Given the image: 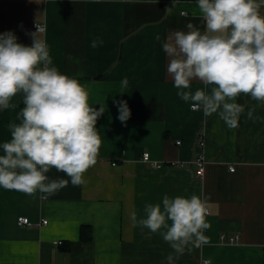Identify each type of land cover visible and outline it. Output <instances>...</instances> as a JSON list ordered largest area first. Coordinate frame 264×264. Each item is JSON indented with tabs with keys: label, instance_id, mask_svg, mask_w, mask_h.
Returning <instances> with one entry per match:
<instances>
[{
	"label": "crops",
	"instance_id": "obj_1",
	"mask_svg": "<svg viewBox=\"0 0 264 264\" xmlns=\"http://www.w3.org/2000/svg\"><path fill=\"white\" fill-rule=\"evenodd\" d=\"M36 22L46 27L40 35L53 66L80 81L90 106L104 108L96 123L102 143L80 186L69 183L48 199L0 188V264H167L169 244L133 226L130 215L144 218L145 205L164 195L192 194L206 199L210 228L206 242L174 264H264V121L247 119L254 106L264 118V106L241 94L244 113L231 129L217 114L192 110L167 73L168 37L188 23L204 30L197 0H0V33L31 46ZM97 37L104 43L93 49ZM202 88L191 84L193 92ZM121 100L131 112L124 123L114 103ZM11 103L17 107L0 110V144L10 139L7 125L20 122L22 95ZM47 175L67 179L55 169ZM21 216L31 223L20 226ZM83 225L91 228L87 241ZM222 235L241 238L230 243Z\"/></svg>",
	"mask_w": 264,
	"mask_h": 264
},
{
	"label": "clouds",
	"instance_id": "obj_2",
	"mask_svg": "<svg viewBox=\"0 0 264 264\" xmlns=\"http://www.w3.org/2000/svg\"><path fill=\"white\" fill-rule=\"evenodd\" d=\"M262 6L264 0H197L204 30L188 23L187 31H175L162 44L177 96L205 117L217 114L231 129L238 127L244 113V105L236 102L241 94L264 106ZM36 29L29 34L31 46L18 43L11 31L0 33V110L15 109L11 101L18 94L24 105L17 117L20 122L7 125L10 139L0 144V188L48 199L69 183H85L84 174L97 163L102 141L96 123L105 110L90 106L89 92L80 81L53 66L49 46L40 35L45 29L38 24ZM155 39L159 41L160 35ZM103 43L97 37L90 46L95 49ZM193 81L204 88L193 92ZM127 86L125 77L121 94ZM114 103L118 119L126 122L131 115L127 102ZM255 110L248 109L247 119L264 121ZM52 169L67 179L50 178ZM143 212L141 219L135 210L131 213L133 226L159 233L169 244L167 264L206 242L204 232L210 224L206 199L200 195H164L162 203L146 204Z\"/></svg>",
	"mask_w": 264,
	"mask_h": 264
},
{
	"label": "built area",
	"instance_id": "obj_3",
	"mask_svg": "<svg viewBox=\"0 0 264 264\" xmlns=\"http://www.w3.org/2000/svg\"><path fill=\"white\" fill-rule=\"evenodd\" d=\"M36 24H38V25H40L41 27H43L44 29H46V27H45V25H43V24H41V23H39V22H36V23H34L33 24V28L37 31V29H36ZM181 143V141H178V144H180ZM199 145L201 146L200 148H202L203 147V145H204V141L201 139L200 141H199ZM143 158H144V161H151L152 159H151V156H150V153H148V152H146L145 154H143ZM196 165H197V167H198V173L201 175V176H204L205 175V171H206V167H205V163H204V161H203V157L202 156H200L198 159H197V161H196ZM157 167H161V165H156ZM45 224H47V221L45 220V221H43ZM31 222H30V219L28 218V217H25V216H21V217H19L18 218V224L20 225V226H25V225H29ZM223 237V239H226L228 242H230V243H235V242H237V241H239V239L241 238V237H239V236H231V237H227L226 235H222ZM208 262V261H207ZM207 262H205V263H207Z\"/></svg>",
	"mask_w": 264,
	"mask_h": 264
},
{
	"label": "trees",
	"instance_id": "obj_4",
	"mask_svg": "<svg viewBox=\"0 0 264 264\" xmlns=\"http://www.w3.org/2000/svg\"><path fill=\"white\" fill-rule=\"evenodd\" d=\"M81 239L84 241H87L91 239L92 234H91V228L89 226L83 225L81 228Z\"/></svg>",
	"mask_w": 264,
	"mask_h": 264
}]
</instances>
